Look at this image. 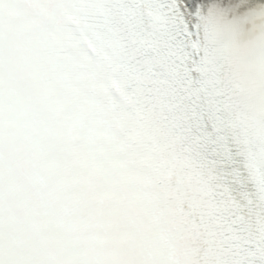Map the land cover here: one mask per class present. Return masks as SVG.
Instances as JSON below:
<instances>
[{
  "label": "snow or ice",
  "instance_id": "obj_1",
  "mask_svg": "<svg viewBox=\"0 0 264 264\" xmlns=\"http://www.w3.org/2000/svg\"><path fill=\"white\" fill-rule=\"evenodd\" d=\"M0 264H264V0H0Z\"/></svg>",
  "mask_w": 264,
  "mask_h": 264
}]
</instances>
